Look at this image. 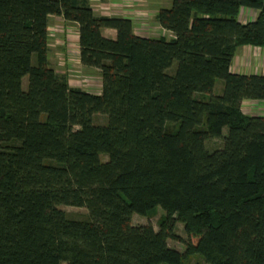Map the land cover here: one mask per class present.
<instances>
[{"label":"trees","instance_id":"obj_1","mask_svg":"<svg viewBox=\"0 0 264 264\" xmlns=\"http://www.w3.org/2000/svg\"><path fill=\"white\" fill-rule=\"evenodd\" d=\"M50 15L77 23L99 94L50 66ZM155 18L172 39L87 0H0V264H264V115L241 108L264 100V73L230 71L238 47H264V0H171ZM157 208V231L131 224Z\"/></svg>","mask_w":264,"mask_h":264},{"label":"crops","instance_id":"obj_2","mask_svg":"<svg viewBox=\"0 0 264 264\" xmlns=\"http://www.w3.org/2000/svg\"><path fill=\"white\" fill-rule=\"evenodd\" d=\"M95 15L124 17L132 21L135 35L151 38L172 39L173 33L160 26L155 16L158 10L168 8L171 0H87ZM257 11L242 8L238 19L242 23L256 18ZM48 60L59 74H64L71 86L84 91L100 93L101 76L96 68H87L79 60V30L75 22L67 21L61 15H50L47 24ZM102 36L114 39L116 30L104 28ZM230 71L239 74L264 73V47L240 46L231 60ZM80 76H85L86 79ZM93 81H90L92 80ZM83 81V82H82ZM85 81V82H84ZM222 89L220 81L215 83L214 93ZM241 108L245 114L264 115V102L244 100Z\"/></svg>","mask_w":264,"mask_h":264},{"label":"rangeland","instance_id":"obj_3","mask_svg":"<svg viewBox=\"0 0 264 264\" xmlns=\"http://www.w3.org/2000/svg\"><path fill=\"white\" fill-rule=\"evenodd\" d=\"M176 66V62L173 63V65L170 67V71L173 72ZM81 79L85 78V76H80ZM90 81H93L90 80ZM220 81V80H218ZM217 81V82H218ZM83 82V81H82ZM85 82V81H84ZM23 87L26 88L27 84V78L24 77L22 80ZM106 121V116L105 115H97L95 118V122L98 124H103ZM223 134H226V129H223ZM222 145V140L221 139H211L206 142V147L209 150L216 149ZM101 159L106 160L107 156L106 155H101ZM59 209L65 212L66 216L70 219H75V220H86L88 218V211L85 207H78V206H72V205H59ZM164 214L163 210L160 208H157L154 213H151V215H146L142 216L139 214H132L130 222L132 225H147L150 224L155 231L158 230V223L160 217ZM176 233L180 237V240H174V239H168L167 240V245L175 249L179 252H183L185 248V241L187 240H192L195 241V239H190L189 236L185 233L183 229V224L178 222L176 225ZM188 264H205L203 260L198 257V256H192L190 260L187 262Z\"/></svg>","mask_w":264,"mask_h":264},{"label":"bare ground","instance_id":"obj_4","mask_svg":"<svg viewBox=\"0 0 264 264\" xmlns=\"http://www.w3.org/2000/svg\"><path fill=\"white\" fill-rule=\"evenodd\" d=\"M174 36V35H173ZM249 74H251V73H249ZM221 82V81H220ZM222 83V82H221ZM101 92V91H100ZM97 94H99V93H97ZM256 101H258V100H256ZM259 101H263L264 102V100H259ZM204 262V261H203ZM206 264V263H205Z\"/></svg>","mask_w":264,"mask_h":264}]
</instances>
